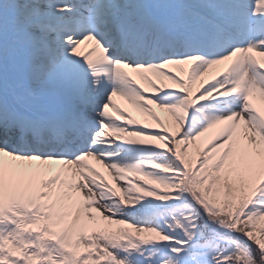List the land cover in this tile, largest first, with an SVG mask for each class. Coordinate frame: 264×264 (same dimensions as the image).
Wrapping results in <instances>:
<instances>
[{"label": "snow or ice", "instance_id": "snow-or-ice-1", "mask_svg": "<svg viewBox=\"0 0 264 264\" xmlns=\"http://www.w3.org/2000/svg\"><path fill=\"white\" fill-rule=\"evenodd\" d=\"M0 264H264V0H0Z\"/></svg>", "mask_w": 264, "mask_h": 264}, {"label": "rangeland", "instance_id": "rangeland-1", "mask_svg": "<svg viewBox=\"0 0 264 264\" xmlns=\"http://www.w3.org/2000/svg\"><path fill=\"white\" fill-rule=\"evenodd\" d=\"M222 67L223 66H219V68L220 69H222ZM174 72L175 71H177L176 69H172ZM217 69H213V71H216ZM177 74L179 75V74H181V73H179V72H177ZM153 107H155V106H153ZM159 112H158V114L160 113V110L159 109H157ZM105 174H106V176L108 177L107 179L108 180H110L111 179V176H110V174L106 171L105 172ZM136 179H138L142 184H144V185H152V184H154V181H152V180H149V181H143L142 180V177H137ZM146 179V178H145ZM146 180H148V179H146ZM156 187L157 188H160L161 186H159V185H156ZM161 190L163 191L164 189H162L161 188Z\"/></svg>", "mask_w": 264, "mask_h": 264}, {"label": "bare ground", "instance_id": "bare-ground-1", "mask_svg": "<svg viewBox=\"0 0 264 264\" xmlns=\"http://www.w3.org/2000/svg\"><path fill=\"white\" fill-rule=\"evenodd\" d=\"M209 77H210V75H209ZM209 77H208V78H209ZM166 83H168V82H166ZM168 84H169V83H168ZM128 105H129V104H128ZM159 114H160V113H159ZM133 115L136 116L135 114H133ZM139 122H140L141 124L144 123L142 120H140ZM148 122L154 124V122H152V121H150V120H148ZM121 134L126 135L125 133H121ZM134 138H136V137H134ZM93 163H94V162H93Z\"/></svg>", "mask_w": 264, "mask_h": 264}]
</instances>
